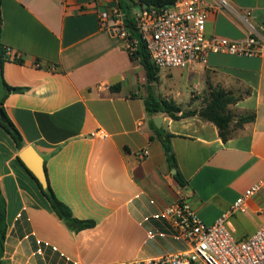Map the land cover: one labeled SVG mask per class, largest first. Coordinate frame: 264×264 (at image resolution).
Masks as SVG:
<instances>
[{
  "label": "crops",
  "instance_id": "1",
  "mask_svg": "<svg viewBox=\"0 0 264 264\" xmlns=\"http://www.w3.org/2000/svg\"><path fill=\"white\" fill-rule=\"evenodd\" d=\"M231 1L251 9L264 34V0ZM119 5L120 0L0 1L6 51L0 120L3 108L22 136L21 150L33 146L42 156L56 197L77 219L96 223L78 232L66 226L0 124L6 227L0 264H114L181 252L186 246L163 216L165 206L187 197L201 219L213 224L260 181L261 189L246 200V213L239 214L259 218L258 229L264 224V56L212 54L205 64L181 68L189 97L173 99L177 104L187 108L195 99L190 108H196L211 84L238 98L229 106L233 125L239 116L255 114L224 142L218 128L198 116L174 120L146 111L144 101L155 94V85L147 83L140 61L130 58L126 41L99 21ZM206 34L239 40L246 30L222 11L210 15ZM100 82L109 88L99 91ZM6 86L20 90L8 93ZM156 117L162 123L155 127L171 134L184 186L168 165L165 137L152 126ZM100 128L108 138L90 136ZM239 214L232 218L234 233ZM1 228L0 220V239Z\"/></svg>",
  "mask_w": 264,
  "mask_h": 264
},
{
  "label": "built area",
  "instance_id": "2",
  "mask_svg": "<svg viewBox=\"0 0 264 264\" xmlns=\"http://www.w3.org/2000/svg\"><path fill=\"white\" fill-rule=\"evenodd\" d=\"M132 2L138 5L140 0ZM222 11L245 28L244 38L232 40L219 35L207 36L206 25L210 15ZM133 19L152 62L160 69L205 64L212 54L249 58L264 56L263 27L256 23L251 9L240 8L231 0H174L161 9L137 7L133 11ZM99 21L103 28L112 30L126 41L129 52L135 51L137 41L130 40L121 9H115L111 14L101 13ZM108 88L106 82L97 84L99 91ZM90 136L109 137L101 128ZM148 154V150L143 152V156ZM261 187L262 181L255 183L213 224L205 223L189 199L179 196L163 208L162 214L186 249L114 264H264V224L252 235L241 239L235 236L232 227V218L246 213V200Z\"/></svg>",
  "mask_w": 264,
  "mask_h": 264
},
{
  "label": "trees",
  "instance_id": "3",
  "mask_svg": "<svg viewBox=\"0 0 264 264\" xmlns=\"http://www.w3.org/2000/svg\"><path fill=\"white\" fill-rule=\"evenodd\" d=\"M173 2L174 0H140V3L138 5H134L132 0H120L119 8L127 16V27H130L129 38L130 40L137 41L135 51L129 52L130 58L137 59L140 61L145 70L146 81L150 85H155L159 82L161 69L152 62L149 52L147 51L146 45L141 41L132 13L137 7H139L140 9H144L145 4L148 5L147 10H151V6H153L154 9H161L172 4ZM1 24L2 17L0 13V31ZM5 56L6 51L0 43V72L2 71L3 64L5 62ZM6 87L8 93L20 90L9 86ZM203 100L204 101L202 106H200L199 108L192 109L190 108L191 104L188 105L187 108H184L182 105L177 104L173 99L161 98L157 97L155 94H152L147 99H145L144 105L146 111L150 115L165 114L174 120L198 116L204 121L211 122L218 128L219 135L224 142H227L233 136V131L234 129H236V127L239 128L244 123L252 122L255 119L254 113L241 115L237 118L235 124L233 125L232 123L234 122L235 116L229 109V106L235 104L238 98L235 97L230 91L225 90L221 86H213L209 84L204 92ZM1 110L3 118L2 120H0V124L12 135L18 149L21 150L24 147L22 136L20 132L16 129V127L13 125L11 120L8 118L4 109L1 108ZM152 126L155 129L159 138L163 136L165 137L163 144L167 154L168 165L170 166V168L177 170V172L174 174V177L181 186H184L185 180L178 169L177 161L170 144L171 134L162 131V129H157L154 123H152ZM18 160L38 184L43 195L48 200L52 211L56 213V215L66 224L67 227L72 229V231L74 232H78L80 230L95 226L96 223L94 221H83L77 219L73 215V212L69 208V206H67L64 202H62L56 197L52 187L49 185L47 189H43L38 179L35 177L32 171L25 165V163L21 160L20 157H18ZM4 216L5 210L3 205L1 204L0 220L2 228L0 249H3V244L6 235V227L3 224Z\"/></svg>",
  "mask_w": 264,
  "mask_h": 264
},
{
  "label": "rangeland",
  "instance_id": "4",
  "mask_svg": "<svg viewBox=\"0 0 264 264\" xmlns=\"http://www.w3.org/2000/svg\"><path fill=\"white\" fill-rule=\"evenodd\" d=\"M183 69L178 68H162L160 71L159 82L155 84V95L161 98L183 100L185 95L189 97V89L185 87L182 77ZM183 93V97L179 95ZM195 99H192L188 105H193ZM203 99L196 103V108L203 105ZM259 218L251 217L247 214H239L235 222L237 231L235 236L241 238L244 235H251L258 229Z\"/></svg>",
  "mask_w": 264,
  "mask_h": 264
},
{
  "label": "water",
  "instance_id": "5",
  "mask_svg": "<svg viewBox=\"0 0 264 264\" xmlns=\"http://www.w3.org/2000/svg\"><path fill=\"white\" fill-rule=\"evenodd\" d=\"M148 5H144V9H147ZM153 8V6H151ZM125 24H128L127 16H125ZM128 32H130V27H127ZM155 126L160 127L162 123L161 117H156L153 119ZM19 157L25 163V165L32 171L35 177L38 179L41 187L47 189L49 186L47 173L45 170L44 160L42 156L36 151L33 146H27L21 150ZM176 173V170H174Z\"/></svg>",
  "mask_w": 264,
  "mask_h": 264
}]
</instances>
